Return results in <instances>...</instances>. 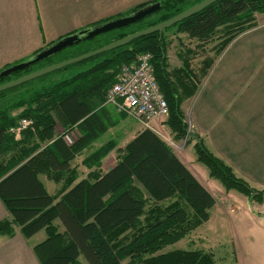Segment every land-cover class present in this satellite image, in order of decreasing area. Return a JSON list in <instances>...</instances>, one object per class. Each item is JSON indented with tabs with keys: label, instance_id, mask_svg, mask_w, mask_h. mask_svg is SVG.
Segmentation results:
<instances>
[{
	"label": "trees",
	"instance_id": "1",
	"mask_svg": "<svg viewBox=\"0 0 264 264\" xmlns=\"http://www.w3.org/2000/svg\"><path fill=\"white\" fill-rule=\"evenodd\" d=\"M200 1L187 7L183 0L155 1L160 8L142 20L67 48L28 70L2 77L0 85L166 21ZM148 4L142 3L127 14ZM263 13L264 0H217L166 30L76 63L87 66L82 71L51 79L70 65L0 92V201L10 216L0 221V236H13L14 227L24 238L43 230L45 239L33 247L40 264H81L80 256L87 264H222L212 253L200 250L154 255L207 221L215 204L168 144L142 128L121 148H117L115 138L97 148L92 146L114 125L104 103L121 68L149 53L154 79L167 106L163 125L172 139L191 145L195 162L203 165L208 177L225 191L235 190L262 204V191L238 177L207 148L203 138L188 132L181 105L195 95L214 58L256 27L255 15ZM172 30L195 42L196 50L215 42V57L204 58L195 71L191 63L196 51L179 43L176 56L180 65L169 67L172 40L167 33ZM62 55L65 57L56 61ZM35 84L39 86L13 98ZM56 125L63 130L60 135L55 134ZM72 131L78 135L67 143L64 137ZM111 152L116 153V162L102 173V161ZM82 155L80 165L88 173L76 182L78 169L72 162ZM40 175L59 185L55 194L46 192Z\"/></svg>",
	"mask_w": 264,
	"mask_h": 264
},
{
	"label": "crops",
	"instance_id": "2",
	"mask_svg": "<svg viewBox=\"0 0 264 264\" xmlns=\"http://www.w3.org/2000/svg\"><path fill=\"white\" fill-rule=\"evenodd\" d=\"M99 2L112 8L116 7L113 6L112 1L99 0ZM91 3L90 0H0V35L6 34L9 47L5 49H10L9 55L4 57L3 61L16 60L21 55L22 58H31L39 49L55 42L54 40L89 28L96 22L113 18L124 11L111 9L114 11L89 16L87 10ZM101 4H98V10L101 9ZM175 67H179V64ZM209 72L210 70L201 81L195 95L183 101L181 110L187 119L190 116L196 130L194 133L203 138L205 145L229 165L238 177L248 184H260L264 187V79L256 83L258 91L255 95L239 100L237 106L241 109L245 107V110L251 111L250 123L252 124L250 132L245 128L241 131L234 127L237 120V109H234L236 101L232 104L231 100L232 85L223 83L219 87V78L211 76L209 79ZM260 98L262 100H259ZM222 107H224V113L228 114L225 117H222ZM106 108L107 106L104 107L105 111ZM106 112L108 116H111L112 112ZM113 112L116 115L113 114L115 116V119H112L114 125L100 136L99 140L93 144L92 149L113 138L119 142L117 148H121L142 130L139 124L119 116L115 109ZM61 133H63L62 128L56 125L55 134L60 135ZM73 133L71 141L78 135L75 131ZM187 148L192 149L191 145H187L181 152L177 153L174 150L173 152L207 190L204 179H201L203 177H200L191 166L192 158ZM115 158L116 153L111 152L103 159L102 173L114 166ZM82 159L83 155L75 158L72 162V166L78 169L76 182L83 180L88 173L80 165ZM41 178L48 180L44 175H40L41 183ZM58 189L59 185L54 183L51 193L46 192L53 195ZM6 219H10V216L0 201V221ZM36 234L24 238L20 234L19 228L14 227L13 236H0V264H40L33 252V247L45 238L39 242L30 243Z\"/></svg>",
	"mask_w": 264,
	"mask_h": 264
},
{
	"label": "rangeland",
	"instance_id": "3",
	"mask_svg": "<svg viewBox=\"0 0 264 264\" xmlns=\"http://www.w3.org/2000/svg\"><path fill=\"white\" fill-rule=\"evenodd\" d=\"M90 1H92V3L88 5L89 10H87L89 16H96L114 11L111 9L124 10L121 14L113 17L117 18L123 15L126 16L132 8L140 5V3L142 4V2L145 3L146 1L148 3H153L159 0H108L114 3L113 6H116L115 8L101 4L99 0ZM196 1L197 0H183V6L187 7ZM98 4H101L100 10H98ZM255 24L256 27L237 37L221 55L216 58H214L215 56L212 49L215 42L206 44L202 49L196 50L194 48L195 42L188 41L185 36L180 34L176 35L174 30L167 33L168 37L172 40V45L168 50L169 67L180 65V61L176 56L177 50L180 48V45H178L179 43H182L186 48L190 47L196 51V56L191 63L195 71L200 67V62L204 58H214L212 68H210L209 72V79L211 76L218 77L219 87H221L223 83L232 85L233 92L231 94V100L232 104L236 101V107H234V109H237V120L234 127L241 131L245 128L249 132L252 129V124L250 123L251 111L245 110V107L241 109V107L237 105L239 100L244 97L255 95L258 91L256 83L264 79V13L255 15ZM5 35L6 34L0 35V72L12 66L27 62L33 57L22 58L21 55L16 60H4V62V57L8 56L10 51V49H5L9 47L8 38L6 39L7 36ZM54 41L56 42L57 40ZM63 57L65 56L62 55L58 57L56 61L63 59ZM86 67L87 66L78 64L71 65L67 70L60 71L53 75L51 79H60L67 75L82 71ZM37 86L39 85L35 84L34 86L18 92L13 98L23 93L30 92V90ZM259 100H262V98ZM104 106H107L106 111L112 112L111 118L115 119L116 115L113 112L114 108L107 104H104ZM223 109L224 107H222V117H225L228 114H225ZM113 114L115 116H113ZM119 115H124L125 118L131 122H135L125 113H119ZM185 122L190 125V133L195 134L194 131L196 130L190 116H188V119L185 117ZM162 126L163 124L161 127ZM162 131L166 138L175 142L165 127H162ZM175 146L176 147H172V149L179 153L187 145L183 141H180L175 142ZM207 148L213 153L210 147ZM187 150L191 154L192 168L200 177H203L201 179H204L207 190L215 199V204L209 211V218L207 221L174 244L163 247L154 255L164 254L173 250H200L212 253L217 263L264 264V202L262 204H257L235 190L225 191L218 181L208 177L207 171L203 165L195 162L192 149L187 148ZM41 181L45 190L51 193L54 188V183L44 178H41ZM249 185L257 191H262L264 194V187L260 186V184L255 185L250 183ZM55 223L57 224V222ZM59 230L62 231L60 226ZM43 238H45V234L43 230H41L33 237L30 243L39 242ZM78 260L81 264H87L82 256H80ZM120 264H126V261Z\"/></svg>",
	"mask_w": 264,
	"mask_h": 264
},
{
	"label": "water",
	"instance_id": "4",
	"mask_svg": "<svg viewBox=\"0 0 264 264\" xmlns=\"http://www.w3.org/2000/svg\"><path fill=\"white\" fill-rule=\"evenodd\" d=\"M217 0H201L200 2L194 4L193 6L181 11L177 15L173 16L172 18L160 22L154 26L147 27L145 29H142L140 31H137L129 36H126L125 38H122L120 40L111 42L107 45H104L98 49H95L93 51L87 52L85 54L76 56L74 58H70L67 60H64L62 62L55 63L50 66H45L43 68H40L38 70H35L33 72H30L28 74L22 75L17 79L8 81L6 83H3L0 85V92L20 86L24 83H27L29 81H32L34 79L40 78L44 75L53 73L55 71H58L60 69H63L67 66L79 63L81 61H84L90 57H93L97 54L122 47L127 45L132 40L139 38V37H145L147 35H150L152 33L160 32L163 30H166L173 25L181 22L184 19H187L191 17L192 15L202 11L204 8L208 7L209 5L213 4ZM160 8V3H150L137 11L133 12L132 14L117 17L112 20H109L107 22H104L102 24H98L95 26H92L90 28H86L84 30L78 31L74 34L65 36L63 38H60L56 42L52 43L51 45L45 47L40 52L36 53L30 60L27 62L12 66L10 68L5 69L4 71L0 72V78L7 77L12 74L22 72L25 70H28L30 67L62 52L63 50L67 48H71L74 46L79 45L80 43L93 39L95 37L104 35L106 33H109L111 31L129 26L131 24H134L138 22L139 20H142L143 18L151 15L155 11H157Z\"/></svg>",
	"mask_w": 264,
	"mask_h": 264
},
{
	"label": "built area",
	"instance_id": "5",
	"mask_svg": "<svg viewBox=\"0 0 264 264\" xmlns=\"http://www.w3.org/2000/svg\"><path fill=\"white\" fill-rule=\"evenodd\" d=\"M150 59L149 53H143L134 63L123 66L117 81L105 95V104L125 113L161 140L175 146L162 131L161 122L167 116V106L154 79ZM71 137L68 134L65 140L69 141Z\"/></svg>",
	"mask_w": 264,
	"mask_h": 264
}]
</instances>
